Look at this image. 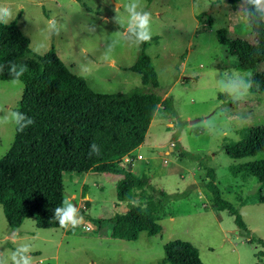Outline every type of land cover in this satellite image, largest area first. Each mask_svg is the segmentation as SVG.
<instances>
[{"label": "rangeland", "instance_id": "obj_1", "mask_svg": "<svg viewBox=\"0 0 264 264\" xmlns=\"http://www.w3.org/2000/svg\"><path fill=\"white\" fill-rule=\"evenodd\" d=\"M128 2L0 0V5L12 8L13 21L29 38L32 50L43 44L44 54L53 47L69 70L84 77L94 91L115 94L142 86L140 74L131 69L140 43L123 36ZM140 5L151 17L145 52L157 72L160 92L172 96L176 111L169 116L158 108L142 148V153L153 158L146 161L144 170L149 185L178 194L160 215L161 231L155 235L140 232L136 240L128 241L111 236V223L98 226L83 218L80 210L92 218H108L115 210L127 208L116 198V183L122 176L91 172L79 190L72 182L64 183L67 201L79 209L75 228L42 229L34 218H27L14 230L0 205V254L28 243L33 264H163L164 245L181 239L198 249L204 264H264L260 255L264 246L258 241H264V203L257 197L264 195V183L253 176H234L229 170L232 164L263 159L264 152L233 159L223 148L227 142L238 141L246 128L264 125V92L249 89L243 100L233 102L226 90L221 91L230 77L247 81L248 72L238 68V59L226 52L216 36L225 27L233 38L254 41L240 1L232 5L229 0H140ZM203 13L212 17L211 26L196 17ZM52 19L61 28L59 35H49L47 25ZM112 41H116L114 50L108 51ZM22 92V82L0 80V117L14 111ZM14 133L12 125L0 124V152L9 150ZM180 147L199 154L214 169L222 197L239 208L249 232L239 233L234 217L213 206L202 186L208 180L206 169L197 161L181 158ZM127 162L120 166L125 168ZM150 188L146 191L155 195ZM143 199L138 195L134 201L143 203ZM242 199L247 200L243 205ZM84 223L90 230L84 229Z\"/></svg>", "mask_w": 264, "mask_h": 264}, {"label": "trees", "instance_id": "obj_2", "mask_svg": "<svg viewBox=\"0 0 264 264\" xmlns=\"http://www.w3.org/2000/svg\"><path fill=\"white\" fill-rule=\"evenodd\" d=\"M196 17L210 26L213 23L204 13ZM246 20L253 42L231 37L225 27L218 29L216 36L226 52L238 59V68L248 72L250 91L264 92V19ZM29 44L14 21L8 26L0 24V65L4 66L0 80H13L8 65L25 67L20 77L23 92L14 111L33 120L23 131L15 130L12 145L0 157V205L10 228L17 230L27 218H34L38 228H62L53 213L67 200L63 175L93 172L122 175L116 183V198L125 202L127 209L115 210L108 218H92L80 210L83 218L98 226L111 223V236L128 241L136 240L140 232L158 234L162 229L160 215L178 194L155 190L145 173L135 174L128 169L130 164L120 166L122 158L144 141L159 107L169 116L176 115L172 96L159 90L157 72L145 52L146 42L140 43L137 61L131 66L140 74L142 86L115 94L94 91L84 77L69 70L53 47L38 55ZM93 143L99 146L100 155L89 157ZM223 148L233 159L264 152V125L246 128L238 141L227 142ZM178 154L206 169L208 180L202 186L210 193L213 206L234 217L239 233L249 232L239 208L222 197L214 169L207 167L199 154L181 147ZM229 170L234 176H253L264 183V158L232 164ZM148 187L155 195L146 191ZM82 193L85 195V191ZM138 195L144 197L143 203L134 201ZM257 197L264 203L262 193ZM246 201L239 202L243 205ZM258 241L264 246L262 239ZM163 248V264H204L189 241L175 239Z\"/></svg>", "mask_w": 264, "mask_h": 264}, {"label": "clouds", "instance_id": "obj_3", "mask_svg": "<svg viewBox=\"0 0 264 264\" xmlns=\"http://www.w3.org/2000/svg\"><path fill=\"white\" fill-rule=\"evenodd\" d=\"M125 10L128 14L127 24L124 38L129 42L139 44L146 42L151 38L150 21L151 17L147 11L141 9L140 0H129L125 5ZM240 10L242 14L250 19H264V0H240ZM15 19V14L10 6L0 5V24L8 26ZM49 35H59L61 28L57 25L55 19L48 22L47 25ZM94 30V29H93ZM116 41L108 44V51L114 50ZM44 49L43 44H39L33 48L36 54H42ZM4 70V66L0 65V71ZM24 66H17L15 64L8 65V72L13 76V83L19 84L20 77L25 71ZM251 88V83L245 79L234 76L228 79L226 84H223L221 91L226 90L228 96L233 102L243 100ZM33 120L18 110L6 112L0 117V124H10L16 131H23L26 127L31 125ZM6 154L0 152V155ZM89 157L100 155V148L93 143L89 146ZM53 217L58 221L62 228H75L79 224V209L69 201L65 200L63 206L54 209ZM32 247L28 243H22L14 249L9 250L6 254H0V264H33L30 253Z\"/></svg>", "mask_w": 264, "mask_h": 264}, {"label": "crops", "instance_id": "obj_4", "mask_svg": "<svg viewBox=\"0 0 264 264\" xmlns=\"http://www.w3.org/2000/svg\"><path fill=\"white\" fill-rule=\"evenodd\" d=\"M158 111H159V109L156 111V113ZM156 113H155V115H156ZM155 115H154L152 121L154 120ZM143 144H144V141L137 148H135L133 151H131L129 155L124 156L122 158L121 162H120V163H122V161H127L128 160L129 162H127V164H130L131 171L134 172L137 175H140V174L144 173L145 172L144 170H145L146 161H148V160L150 161L151 159H153L152 157L148 158L144 153H142ZM168 155H170V153ZM166 158L167 157H164L163 159H166ZM167 161L168 160H166V162ZM177 164H179V162ZM90 174H91V172L83 173V174L82 173L81 174H79V173L68 174L67 173V174L63 175V180H64L65 183L68 182V181L72 182L73 185L75 186V188H77L79 190L82 185H86V180L88 179ZM120 176H122V175H120ZM193 185H195L196 188L199 189V185L198 184H193ZM195 186H194V188H195ZM15 239L16 238H14V240H12V241H15Z\"/></svg>", "mask_w": 264, "mask_h": 264}, {"label": "built area", "instance_id": "obj_5", "mask_svg": "<svg viewBox=\"0 0 264 264\" xmlns=\"http://www.w3.org/2000/svg\"><path fill=\"white\" fill-rule=\"evenodd\" d=\"M83 227H84L85 230H90V226H89L88 223H84Z\"/></svg>", "mask_w": 264, "mask_h": 264}, {"label": "water", "instance_id": "obj_6", "mask_svg": "<svg viewBox=\"0 0 264 264\" xmlns=\"http://www.w3.org/2000/svg\"><path fill=\"white\" fill-rule=\"evenodd\" d=\"M129 170L131 169V166H129V168H128Z\"/></svg>", "mask_w": 264, "mask_h": 264}]
</instances>
